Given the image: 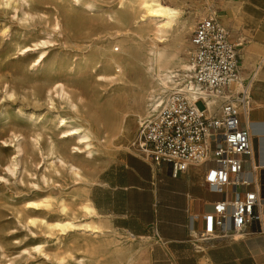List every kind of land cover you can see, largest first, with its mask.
I'll use <instances>...</instances> for the list:
<instances>
[{
	"label": "rangeland",
	"instance_id": "obj_1",
	"mask_svg": "<svg viewBox=\"0 0 264 264\" xmlns=\"http://www.w3.org/2000/svg\"><path fill=\"white\" fill-rule=\"evenodd\" d=\"M81 3L94 8L73 0H0V264H129L131 238L109 226L104 235L95 236L83 227L62 231L57 224L90 221L81 204L91 196L93 184L107 177L102 172L118 153L133 154L138 117L150 110L156 96H164L159 90L148 93L156 85L150 52L154 32L147 35L154 24L141 32L147 25L124 22L125 9L118 0ZM164 3L178 7L186 23L184 28L181 21L174 24L157 44L169 56L170 67L184 61L189 66L192 32L200 20L214 16L225 25L230 41L243 45L237 48L242 76L251 75L250 67L264 54V18L252 23L241 16L242 1ZM128 48L137 54L122 70L109 66L111 57L126 55ZM249 53L253 57L247 66ZM173 71L174 77L186 70ZM118 98L128 102L112 108L111 100ZM198 107L204 108L201 103ZM108 109L113 121L123 119L119 125L114 122L115 141L107 140L93 120L104 123ZM89 117L90 123H83ZM62 118L69 128L83 124L94 132V158L73 154L76 141L61 139Z\"/></svg>",
	"mask_w": 264,
	"mask_h": 264
},
{
	"label": "built area",
	"instance_id": "obj_2",
	"mask_svg": "<svg viewBox=\"0 0 264 264\" xmlns=\"http://www.w3.org/2000/svg\"><path fill=\"white\" fill-rule=\"evenodd\" d=\"M190 42L189 69L176 77L181 80L178 86L151 102L134 147L144 161L168 166L173 178L192 166L204 168L205 186L222 195L212 214L203 215L209 224L204 239L214 238L217 231L222 237L241 235L255 226L264 234V182L243 177L254 149L248 123L249 86L239 92L232 89L241 81L238 46L214 16L196 24ZM211 99H223L212 112Z\"/></svg>",
	"mask_w": 264,
	"mask_h": 264
},
{
	"label": "crops",
	"instance_id": "obj_3",
	"mask_svg": "<svg viewBox=\"0 0 264 264\" xmlns=\"http://www.w3.org/2000/svg\"><path fill=\"white\" fill-rule=\"evenodd\" d=\"M232 1L243 2L240 15L252 23L264 18V0ZM251 57V53L245 57L247 66ZM250 69L251 75L243 77L245 81L249 77L244 85L250 86L248 123L254 155L246 159L243 177L263 183L264 54ZM242 72L241 66V76ZM117 156L102 172L107 177L93 184L89 200L107 230L111 227L132 238L129 264H264V234L255 230L257 226L242 237L235 233L222 237L217 231L214 238H203L209 225L203 215L212 214L214 203L222 199L205 186L203 167L192 166L173 178L168 166L152 165L127 152ZM262 219L264 223V215Z\"/></svg>",
	"mask_w": 264,
	"mask_h": 264
},
{
	"label": "bare ground",
	"instance_id": "obj_4",
	"mask_svg": "<svg viewBox=\"0 0 264 264\" xmlns=\"http://www.w3.org/2000/svg\"><path fill=\"white\" fill-rule=\"evenodd\" d=\"M73 1L79 5H84L88 10H92L94 8L92 3L82 4L81 0H73ZM164 1L165 0H118V5L121 8L123 7L125 9L124 13H123V17H122V20L124 22H127L128 24H134V25H139V24L147 25L146 27H144L143 29L140 30L141 32H147L148 31L147 27L149 28V25L151 23L154 24V27L150 28L151 30H149L147 32V35L150 32H154V35H153L154 39L151 38V40H150L151 46H152V48L150 49V52L153 53V59H154L155 65H156V67H155L156 85L152 88L151 91L148 92V93H150V95H152V93L157 92V90H159L162 93H165L166 89L169 87V83L174 82V84H172V85H174V87L178 86L181 83V80L176 79V77H179L180 75L177 74L176 76L173 77V75H174L173 69L178 68V67H180L184 71L189 69L187 62H185V61L177 63L178 64L177 67H170L168 65L169 64V62H168L169 56L167 57V55L163 54L157 47L158 43L161 44L163 41H165L164 38H165L166 34L168 33V31L172 28V26L174 24L178 23L179 21H181V19H182V17H181L182 11L178 7H172V6L166 5L164 3ZM185 21H187V19ZM178 26H179V24H178ZM181 26L183 28L186 27V23H184V21H183L181 23ZM125 42L126 41L124 40L122 43H125ZM236 44H237V46L242 47V45L240 43H236ZM190 45H191V42H190ZM158 46H159V44H158ZM23 50L26 51L27 49H23ZM136 54H137L136 49L128 48L126 51V55H123L121 57H111L108 60V64L111 67L116 66L117 68L122 70V65L124 64V62L132 59ZM120 70L118 72H120ZM173 79H174V81H173ZM244 83H245V78L242 76L241 81L237 84V86L234 90L240 91L241 88L244 87ZM150 97L152 98V96H150ZM118 99L119 100H115V99L111 100L110 105L112 108H116V107L121 108L123 104L128 102V100L126 98H123V99L118 98ZM222 100L221 99L209 100L208 105H209L210 112H212L214 110V108L222 102ZM148 113L150 114V110L145 109L144 114H142V116L143 115H146V116L145 117H142V116L138 117L140 119L142 117L141 120L139 119L140 123L149 116ZM110 115H111V110L108 109L107 114H105V122L104 123L102 122L103 120H101V119L100 120L97 118L93 119L90 117H89V120L84 119L83 123L89 124L90 119L95 120V123L99 127H101V129L103 130L101 132V134L103 136L105 135V138L107 140L111 139V141H115L117 136H114L111 133H114L115 130L117 129V125L115 126V124L117 123L119 125L120 123H122L123 119L118 118L115 121H113L111 119ZM114 122H116V123H114ZM70 124H71V122H70ZM59 125H60L59 126L60 128H65L64 131L61 133V136H62L61 139H63V140H68V139L72 140L73 139L76 141L77 146L72 148L73 154H76V155L77 154L78 155L86 154L88 156L87 158H94V152L91 150V147H92V140L95 139L96 137L93 135V133H94L93 131H92L93 132L92 133L89 128L83 127V124L78 125L77 127L69 128V122L65 118H62L60 120ZM104 125L107 126L105 130H104ZM134 146H135L134 144H132V146H131V148L133 150V154L139 156L140 154L138 153V151L136 150V147H134ZM55 149H57V148H55ZM129 150H130V148H129ZM94 151H95V149H94ZM71 169L73 171L75 170L76 172L78 170L72 165H71ZM81 213H82L84 218H87L90 221H87L86 223H83L81 225L80 224L76 225L75 222H73V219H70L68 221L58 223L57 228H59L62 231H66V230L75 229L77 227H83L86 230H88L89 232H91L92 235H95V236H101V235H104L106 233L105 231L107 230V227L104 225L102 218L98 215L96 208L93 206V204H92L91 200H89V198L86 199L81 204ZM235 235L241 236L240 234H235ZM129 260L131 261V257Z\"/></svg>",
	"mask_w": 264,
	"mask_h": 264
},
{
	"label": "snow or ice",
	"instance_id": "obj_5",
	"mask_svg": "<svg viewBox=\"0 0 264 264\" xmlns=\"http://www.w3.org/2000/svg\"><path fill=\"white\" fill-rule=\"evenodd\" d=\"M221 177L223 178V174L221 173Z\"/></svg>",
	"mask_w": 264,
	"mask_h": 264
}]
</instances>
